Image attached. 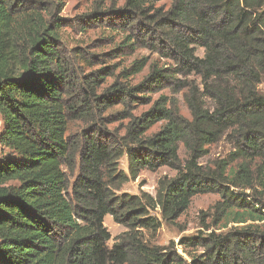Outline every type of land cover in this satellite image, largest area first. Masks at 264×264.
<instances>
[{
	"label": "trees",
	"instance_id": "obj_1",
	"mask_svg": "<svg viewBox=\"0 0 264 264\" xmlns=\"http://www.w3.org/2000/svg\"><path fill=\"white\" fill-rule=\"evenodd\" d=\"M107 1L78 26L123 37L91 54L67 51L60 0H0V264H264V0ZM140 50L157 59L108 64ZM125 120L123 135L108 129ZM72 122L85 129L68 135ZM223 140L228 155L203 165ZM163 167L176 175L160 179L155 196L119 194ZM206 194L219 200L204 230H227L183 237L189 260L146 239ZM107 216L127 229L112 247Z\"/></svg>",
	"mask_w": 264,
	"mask_h": 264
},
{
	"label": "rangeland",
	"instance_id": "obj_2",
	"mask_svg": "<svg viewBox=\"0 0 264 264\" xmlns=\"http://www.w3.org/2000/svg\"><path fill=\"white\" fill-rule=\"evenodd\" d=\"M62 3L63 9L58 13L59 18L66 21L69 24L68 27H65L62 31V36L64 39L65 47L68 52L73 48L81 47L88 49L91 54H98L101 52H107L113 48L111 41L118 43L122 37V33H117L112 31L109 28H106L104 24H98L96 26L91 25L85 30L82 29L83 26H78L79 20L86 14L91 13L95 7L98 6V0H60ZM125 3V0H108L106 5L115 4L116 6H122ZM161 4H169L168 1H163ZM103 46V47H101ZM197 55L200 57L204 56V50L199 49ZM150 57L152 61L157 59L156 55L150 54L146 50H140L136 52L133 56L124 57L113 62H108L109 65L117 63L118 66L126 67L128 66L135 58L137 57ZM165 61H161L163 65ZM100 66H95L93 68L85 66L83 71L89 73L94 69H98ZM149 69L146 68L142 74L136 77L133 80V83H138L147 73ZM119 73V69L116 71V74ZM115 78H108L105 84L102 86L101 90L110 86L114 82ZM260 90L264 93V84L260 85ZM160 95L170 96V91L165 90L158 94H153L151 97L153 100H156ZM179 101L180 112L183 116L188 119H191L190 112L187 105L183 100V94L177 96ZM150 106L139 107L136 110V115H140L144 111H147ZM121 107H116L110 112L119 111ZM128 123L125 121H116L108 126L110 131L119 132L121 135L124 134L123 126ZM162 123L157 124L149 134L156 133L160 130ZM3 129V121L0 117V134ZM85 129V125L81 122H72L69 125L68 135H74L80 133ZM231 151L229 144L223 140L220 143L210 146L208 148V154L201 160V163L206 166H212L213 162L219 158H224ZM1 153V147H0ZM185 149L183 146L180 147V156L182 159H185ZM119 170L128 173V162L127 158L124 157L119 162ZM176 175V172L163 167L155 172L144 170L140 173L139 177L135 180H130L128 183L124 184L119 192V194L127 193L130 195H141L142 193H148L152 196L156 195L159 180L162 178H172ZM219 200V196L216 194H206L196 196L190 208L177 220L175 224L167 225L162 220V228L157 232L156 235L151 236L149 232H143L146 236V239L152 241L153 243L160 246H170L175 245L179 253L183 255L186 259L189 260L187 254L184 253V249L179 246V241L183 237L197 236L199 233L204 231L209 233L215 231L217 233L225 232L227 229L216 230L212 228L210 231L206 232L204 227L206 224H209V219L205 221L209 213L210 208ZM152 215H157L160 217L159 213L152 211ZM161 219V218H160ZM205 223V224H204ZM104 225L112 236V240L108 243L109 247H112L117 239L127 231V229L120 224H117L111 216H107L104 221ZM232 225L228 227L230 229ZM191 253H201L202 248L194 249L190 248L188 250Z\"/></svg>",
	"mask_w": 264,
	"mask_h": 264
}]
</instances>
